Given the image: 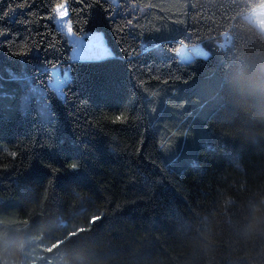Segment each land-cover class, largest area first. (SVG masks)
<instances>
[{
	"label": "trees",
	"instance_id": "obj_1",
	"mask_svg": "<svg viewBox=\"0 0 264 264\" xmlns=\"http://www.w3.org/2000/svg\"><path fill=\"white\" fill-rule=\"evenodd\" d=\"M60 1L0 0V264H264V0Z\"/></svg>",
	"mask_w": 264,
	"mask_h": 264
},
{
	"label": "rangeland",
	"instance_id": "obj_2",
	"mask_svg": "<svg viewBox=\"0 0 264 264\" xmlns=\"http://www.w3.org/2000/svg\"><path fill=\"white\" fill-rule=\"evenodd\" d=\"M64 2L65 0H61L58 3ZM57 3V4H58ZM56 6V5H55ZM54 6V8H55ZM55 15V14H54ZM242 15L253 22L255 20V25L261 30L264 28V1L252 6L249 9H246L242 12ZM65 21H68L67 17L64 18ZM56 25L59 27L57 23V19H54ZM60 28V27H59ZM71 44L70 55L74 58H91V57H99L103 55L112 54V51L107 47L104 42L103 33L101 30H90L83 32L81 34H77L72 30V33L67 34V30L63 31ZM230 34L224 36L220 41L221 45H225L228 42ZM107 50V53L104 50ZM179 58L187 59L192 55H206L208 50L200 43H192L185 44L180 43L176 46L175 49ZM52 83L55 87V91L57 93H61L60 83L67 77L68 69L66 66H55L52 68ZM55 252H49L47 255V261L45 264H66L64 261H59L54 258ZM2 264H14V263H5Z\"/></svg>",
	"mask_w": 264,
	"mask_h": 264
},
{
	"label": "snow or ice",
	"instance_id": "obj_3",
	"mask_svg": "<svg viewBox=\"0 0 264 264\" xmlns=\"http://www.w3.org/2000/svg\"><path fill=\"white\" fill-rule=\"evenodd\" d=\"M54 15V19H57V23L59 24L60 31H64L65 29L67 30V34L72 33V23L70 20L65 21V17L68 16V8L64 2L56 4L55 8L52 9ZM105 53H107V50H104ZM66 79V76H65ZM117 120L122 121L124 119L123 116L117 117ZM75 167V165H73Z\"/></svg>",
	"mask_w": 264,
	"mask_h": 264
},
{
	"label": "clouds",
	"instance_id": "obj_4",
	"mask_svg": "<svg viewBox=\"0 0 264 264\" xmlns=\"http://www.w3.org/2000/svg\"><path fill=\"white\" fill-rule=\"evenodd\" d=\"M255 23V20H253ZM262 34H264V28H261ZM264 226V207L255 206L249 218V223L246 225L248 230L259 229Z\"/></svg>",
	"mask_w": 264,
	"mask_h": 264
}]
</instances>
